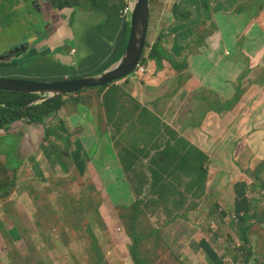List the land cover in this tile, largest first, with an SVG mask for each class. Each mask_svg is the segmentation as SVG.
Segmentation results:
<instances>
[{
  "label": "rangeland",
  "instance_id": "1",
  "mask_svg": "<svg viewBox=\"0 0 264 264\" xmlns=\"http://www.w3.org/2000/svg\"><path fill=\"white\" fill-rule=\"evenodd\" d=\"M125 1L128 6L132 4V0ZM201 1L152 0L146 47L142 57L147 58L146 53L158 39H161V48L168 55L166 56L168 59H161L160 67L149 59L140 61V64L150 71L156 67L161 68L162 65L168 66L175 72V84L179 81L188 82L189 79L192 83L194 79L198 85L191 90L213 92L207 99L208 107L196 106L193 109L189 122L186 123L192 124L194 128H189L192 131L189 129L183 131L189 133L197 129L210 136L209 152L201 153L199 146L189 137L180 135L171 129V126L163 125L166 127L165 136L161 140L163 149L155 152L148 166L152 172L155 159L158 161L157 164H163L169 162L167 157L169 155L183 158L177 161L179 166L185 169L191 168L193 176L206 185L212 178L213 172H221L223 165V172L215 185L217 191L212 193L211 188L207 186L205 193L195 199L196 207H208L210 214L214 216L213 222L204 223L205 230L202 234L209 237L210 244L222 259L227 256L232 258L235 264H259L254 255L251 258L245 257L246 253L242 255V248L238 244L242 242L240 223L248 211L256 213V217L263 218L264 222V143L260 144V140H264V105L256 106L258 99L250 98L247 93L254 85H264V0H227L224 7L221 6L222 0ZM90 6L92 4L88 0L78 11L65 9L64 13L71 21L73 20L71 29L72 35L75 36L74 41L56 46L54 50H57V53L51 54L52 56L45 54L47 51H44L43 55L38 56L34 61H54L55 69L56 62L62 63L73 59L74 62H69L68 68L74 69L77 60L82 58L85 62L93 58L87 37H90L92 30L103 33L104 15L101 7L91 9ZM238 9L243 11L235 14ZM52 11V4L48 0H0V56L5 57V54L11 50H16L15 55L24 53L29 46L47 40L50 26L45 23V14L49 19L47 13ZM225 12L230 16L224 14ZM242 12L251 16V19L254 17L258 22L254 21L250 24L251 19L246 20ZM61 15H64L63 12ZM173 28L187 31L190 36L188 35L183 41L174 33ZM129 30L130 23L128 37ZM102 35L107 40L113 39V36ZM37 36H40V39L34 41ZM210 36L211 40H209ZM174 41H177L182 48L178 54L171 48ZM209 41L216 42L220 50L211 53ZM56 42L62 41L56 39ZM240 44L244 53L240 49ZM39 45L43 46L42 43ZM74 49L78 52H73ZM6 61L0 64V72L6 73L11 69L15 79L55 81L56 76L52 73L40 72L31 67L22 73L21 68L8 66L7 63L11 58ZM251 61L255 63L252 72L246 78L240 79L249 69ZM37 65L34 63L32 67ZM256 65L260 68L257 69ZM102 70L97 67L93 69L95 73L80 74L70 78L93 77V74ZM169 81L161 85L167 83L169 85ZM119 82L121 81L116 83ZM239 84L242 86V93H234L233 90H237ZM176 87L175 85L172 88L175 89L174 95L180 93V88ZM90 89H95L98 94L101 92L99 88H88L84 91ZM148 89L144 96L146 100L152 99V96L147 97V95L154 91L145 88ZM106 91V95H96L94 101L89 100L90 104L82 100L74 105L73 102L66 100L69 98L77 101L75 97L81 93L67 96L65 98L67 107L54 113L53 116L46 117L43 125L31 126L25 121L18 122L9 132L0 131V264H133L130 258L133 240L130 238L128 241L123 233L115 235L113 230L115 231L118 225L117 219L115 218L114 227H111V224L106 225L97 210L100 202L99 193L106 188L110 191V185L123 192L125 182L115 179L119 175L116 168L112 167L114 173H111L109 167L114 165V159H117L109 148L113 145L108 144L106 133L95 132L93 121L98 119L109 122L108 108L113 99L122 115L143 116L145 122L142 124H147L148 129L150 124H157L158 121L151 114L149 107H145L146 113L137 110V97L131 96L128 92L118 94L119 89L115 87L107 88ZM222 91L225 93L221 94ZM97 96L103 100L104 109L93 111L90 105L98 99L101 100ZM119 98L123 104H118ZM79 99L81 100V97ZM181 102L183 100L177 102L174 113L171 112L162 120L171 115L173 121L178 115ZM240 104L242 111L238 113ZM204 111L207 112L203 117ZM116 116L117 113H114L115 118ZM138 119L137 124L140 125ZM63 120L64 123L59 126L58 122ZM34 128H39V131ZM80 128H82L80 134L77 135ZM130 129L131 127H128V130ZM19 130L22 133H17ZM46 130L49 131L45 133ZM42 132L44 138L41 140L38 133ZM59 132L64 135L63 139ZM172 140H175L174 145L171 144ZM240 144L242 150L238 148ZM75 146L85 149L82 151L84 155L90 156L91 166L84 171V167L81 166L79 170L73 156L65 152H58V156H55L58 165L55 164L54 167L58 169L48 166L45 147L54 151L64 149L70 151ZM242 151H248L252 157L261 156L257 157L255 164L250 161L243 163ZM40 153L46 173L43 178L37 179L36 175L40 167L33 163L32 158L35 159ZM211 159L214 162H210ZM103 163L107 166H103ZM226 166L228 168H225ZM242 169L245 175L253 180L249 186L248 200L242 199L244 193L242 180H245L242 177ZM142 174L145 182L139 185L140 188L147 183L144 169ZM155 196L160 204L169 203L161 201L160 195ZM203 196L205 198H202ZM149 197V202L155 204V199ZM147 200L143 198L141 202L148 204ZM246 210V214L243 215ZM121 213L128 219L129 215L132 216L128 209L118 211V215ZM178 213H181V209ZM252 219L253 216L244 221L247 227L253 223ZM143 227L144 224H140V230ZM185 229L183 224L176 228L178 232ZM247 229L250 233L254 232L252 227ZM261 231L264 232V229ZM185 236L187 233L184 232L178 243L184 244ZM144 243L146 242L139 240L137 251L147 264H213L203 254L152 255L146 252Z\"/></svg>",
  "mask_w": 264,
  "mask_h": 264
},
{
  "label": "crops",
  "instance_id": "2",
  "mask_svg": "<svg viewBox=\"0 0 264 264\" xmlns=\"http://www.w3.org/2000/svg\"><path fill=\"white\" fill-rule=\"evenodd\" d=\"M73 1L75 4H77L78 2H84L86 0ZM221 3V6L224 7V5H226L227 3V0H222ZM52 8V13H47V16L49 18L48 22L52 23L51 30L48 33L49 38L40 42L43 44L42 47H40V43L31 45L23 55L11 59L14 61L16 59V64L21 65L30 50L42 53L41 55H43L44 51H47L45 54L52 56L51 54L57 53V50H54L57 48L56 46H61L67 41H74L73 39L75 38V36L72 35L71 29L73 26V20H70L69 16L64 13V10H56L53 5ZM74 9L78 10L79 8L74 7ZM61 12H63L64 15H61ZM224 14L230 16L227 12H225ZM253 22H250V24ZM173 31L177 34L174 28ZM56 39H59L62 42H56ZM34 41L38 40L34 39ZM87 44L91 51L96 48V51L100 52L101 57H104L106 59H112L116 57V55L113 56L112 54L114 52H117L118 49L115 48L113 51H111V49L101 41L98 43L97 39L92 33H90V37H87ZM209 44L211 53L220 50L219 45L216 42L212 43L210 41ZM171 48L176 54L180 53L182 50L177 41L173 42ZM240 49L242 53H244L241 44ZM74 50L78 52V50ZM163 54L168 56L164 51ZM69 62L74 61L73 59L67 62L62 61V64L69 66ZM48 63H54V61L46 60L41 62L40 65H37L36 67H32L31 64V69L38 70L40 72L52 73L53 75H55L53 66L47 65ZM8 66L13 67L12 65ZM254 66L255 63L251 61L249 65V69L251 70V72ZM78 67L88 68L89 60L85 62L82 58L79 61L77 60V66L74 69H78ZM256 67H258L257 69H259L260 66L256 65ZM70 70H73L72 67H70ZM11 72V69L7 71V73L10 75L12 74ZM175 77V72L170 67L162 65L161 68L156 67L152 71L147 70L143 78L140 80L130 79L121 81L114 86L115 88L119 89L118 94L128 92L131 96L137 97L139 104L137 110L141 113H146L145 107H149V109L152 111L151 114H153L158 121L157 124H150V129H148L147 124H142L143 122H145L143 116L122 115V113L118 109L117 104H114V99L112 100L108 108V117L110 119L109 122L107 120L100 121L98 119L93 121L95 132L99 131L106 133L108 136V144L113 145L112 147L109 146V148L113 155L116 156L117 162H115L114 160L115 164L109 167L111 173H114V169L111 170V168H116L119 175L116 176L115 179H120L125 182L123 192L114 185L109 186L110 192L125 194L124 197L120 195L118 199H115V203L119 205L131 204L137 200H140L139 208L141 209L142 217L147 224V230L144 238L149 240L148 248L151 252L156 250L163 255L169 256L177 254L176 250L179 249L178 246L168 245L165 241L167 234L175 232V226L183 223L188 227L189 234H194L193 236L198 240L199 234L201 232L203 233L205 230L204 223L206 221L213 222L214 216L210 214V210H208V207H196L197 201L195 199L198 196L201 197V195L205 193L207 186L211 188L212 193H215L217 191V187H215V185L220 179L221 172H223L222 165L221 172H213L212 178L206 185H204L202 180L193 176L191 168L185 169L179 166V163H177V161H181L183 160V158H178L172 155L167 156L169 157L168 163L157 164L158 161L156 159L153 160V171L151 172V170L149 169L148 163L155 152L163 149L161 140L166 133V127H163V125L171 126V129L177 131L178 133H180V135L189 137L194 143L197 144V146H199L198 148L201 153L208 154L209 152L208 145L210 144V136L197 129L196 131H193L194 133H185L183 131L185 129L194 128L192 127V124H186L189 122L190 115L192 114L193 109L196 106L208 107L209 102H207V99L212 95L213 92L191 90L198 85L194 79L192 80V83H190L191 79H189L188 82L179 81L177 82V84H175ZM167 80H170L169 85L168 83L161 85ZM175 85L180 88V93L178 95L173 94V91H175V89L172 88ZM137 86L138 88H136ZM146 87L154 90L149 95H147V97L152 96V99L150 100H146L144 97L146 92L149 91V89L145 90ZM106 90L107 88L101 93L102 96L106 95ZM233 92L242 93L241 84L239 85V88L237 90H233ZM223 93H225V91L221 92V94ZM247 93L249 94L250 98H254L255 100L258 99V103L256 104V106L264 105V87H258L254 85L253 88L250 89ZM88 95H90L89 100L92 102L96 99L97 93H95L94 91H88V93H85L83 96ZM182 100L183 102H181L182 105L178 111V115L175 116L173 121H171V115L162 120L166 115L173 112L177 108V102ZM100 101L101 105H99ZM117 102L118 104H123L120 98L117 100ZM90 107L93 109V111H98L99 108L104 109L103 100H96L93 104L90 105ZM240 108H242V104H240L238 107V113L242 111ZM182 111L183 114L181 115ZM206 112L207 111H204L203 117L205 116ZM114 113H117L116 118L114 117ZM123 116L126 118H124ZM138 117L141 118L138 119ZM137 119L140 120V125L137 124ZM33 125L34 124H31V126ZM128 127H131V129L128 130ZM135 127L137 129H135ZM34 129L36 131H39V128ZM255 133L257 132L255 131ZM79 134L80 132H78V135ZM38 135L41 140L44 138V132H42L41 134L38 133ZM128 140L131 141L129 142ZM261 143H264L263 139L260 140V144ZM171 144L174 145L175 140H172ZM116 145H120V147H116ZM238 148L242 150V144H240ZM73 149L78 152L79 150H82L84 148L81 146H75ZM179 154H181V152ZM85 156L87 158V162L83 167L86 169L88 166H91V159L90 157H87V155ZM260 156L261 155H255L254 157H252L249 155L248 151H242V162L244 163L250 161L252 164H255V162L257 161V157L260 158ZM210 162L214 161H212L211 159ZM103 166L107 165L103 163ZM225 168L228 167L226 166ZM143 169L147 174V183L143 188H140L139 185L141 186V184L145 182V178L142 174ZM242 177L245 179L242 180V188L244 189L242 199L248 200L250 196L249 186L251 182H253V180L245 175L244 169H242ZM155 195H160L161 201H167L169 203L160 204L157 196ZM149 196H152L153 199H155V204L149 202ZM143 198L148 199V204L147 202H141V199ZM202 198H205V196H203ZM108 207L109 204L107 201L102 203L100 207L101 212L104 216L105 210ZM180 209L181 213L179 214L178 211ZM245 216L246 219H251V217L253 216L254 223L251 224L250 227L252 226L254 232L251 234L250 239L254 242L255 245V257L257 258L259 264H263L264 232L261 231L264 229V222L262 221L263 218H257L256 213H253L251 211ZM246 225L247 223L245 225H242V230L246 228ZM255 225L257 227H255ZM157 235L162 236V238L157 237ZM184 251L188 252L189 254L197 252V255L201 253L200 251H197V244L193 242L186 245Z\"/></svg>",
  "mask_w": 264,
  "mask_h": 264
},
{
  "label": "clouds",
  "instance_id": "3",
  "mask_svg": "<svg viewBox=\"0 0 264 264\" xmlns=\"http://www.w3.org/2000/svg\"><path fill=\"white\" fill-rule=\"evenodd\" d=\"M49 1V0H48ZM87 1V0H86ZM86 1H85V4H86ZM51 2V1H50ZM135 3H136V0H132V4L130 5V6H128L127 5V3H126V1L124 0V6H123V8L120 10V18L121 19H124V20H129V23H130V17H131V14H132V12H133V10H134V7H135ZM151 0H150V9H151ZM53 5V4H52ZM91 7V9H93V7L92 6H90ZM55 8V7H54ZM81 8V7H80ZM79 8V9H80ZM66 9H68V8H66ZM70 9H74V8H70ZM78 9V10H79ZM57 10V9H56ZM65 10V9H64ZM75 10V9H74ZM78 10H75V11H78ZM150 11V10H149ZM104 20V19H103ZM148 21H149V14H148ZM47 24L50 26V30H51V27H52V23L51 22H47ZM148 28H149V24L147 25V31H146V33L148 32ZM92 32V31H91ZM177 36H178V34H177ZM179 37V36H178ZM34 39H37V40H39L40 39V36H37V37H35ZM212 38H211V36L209 37V40H211ZM145 40H146V37H145ZM101 42L103 43V44H105V45H107L110 49H111V51H113L115 48H117L118 50H120L122 47L119 45V43L117 42V40L116 39H112V40H107V39H103V40H101ZM162 42H161V40L159 41V39L157 40V42L155 43V45H157L159 48H160V44H161ZM209 43H210V41H209ZM242 45V44H241ZM240 46V45H239ZM143 50H144V48H143ZM160 50H161V48H160ZM13 51V54L11 55V53H6L5 54V57H1L0 56V63H4V62H7L6 60L7 59H13V58H17V57H20L21 55H23L24 53H18V54H14V52L16 51V50H12ZM124 51H125V49L124 48H122V51L116 56V57H114V58H112V59H106V58H104V57H101L100 55H98V57L101 59V61L103 62H108V61H110L109 62V64H111L109 67H107L105 70H103V71H101V72H98V73H96V74H93L94 76H98V75H100V74H102L103 72H105L106 70H108L111 66H113V65H115L116 63H120L121 62V60L123 59V57H124ZM72 52V51H71ZM73 52H76L75 50H73ZM143 52V51H142ZM161 52H162V54H163V51L161 50ZM92 53H93V55H94V57L95 56H97V53H100L99 51H96V48L94 49V50H92ZM15 55V56H14ZM142 55V54H141ZM164 55V54H163ZM165 57H166V55H164ZM140 58H141V56H140ZM140 58H139V60H138V63H137V65L135 66V68L130 72V74H128V75H126V76H124V77H122V78H120V79H117V80H114V81H112L111 83H109V84H107L106 86H108V85H110V84H112L113 83V85H111L109 88H111V87H114L117 83L116 82H118V81H126V80H130V79H136V80H140V79H142L143 78V76L145 75V73H146V71H147V69H145L144 68V66L142 65V64H140ZM147 58H143L142 57V61H145ZM14 60H11L10 62H8L7 64H9V63H11V62H13ZM151 61H153V60H151ZM15 63H16V59H15V61H14ZM27 61H23V63H26ZM22 63V64H23ZM57 64H61V65H63L62 63H60V62H56ZM156 63V62H155ZM13 66V65H12ZM63 66H66V65H63ZM68 67V66H67ZM98 66L96 65V64H94V63H92L90 60H89V69H90V72L91 73H95V72H93V69L94 68H97ZM260 68V67H259ZM248 74H247V76L251 73V70L250 69H248ZM246 72V73H247ZM245 74V73H244ZM93 76V77H94ZM71 77V76H70ZM70 77H65V79H71ZM0 78H3V77H1V72H0ZM244 78H246V77H244ZM9 79H13V78H9ZM65 79H62V80H65ZM74 79H79V78H74ZM240 79H242V76H241V78ZM21 80H23V79H21ZM62 80H55V81H53V82H56V81H62ZM240 85V84H239ZM239 85H237V88H239ZM257 86V85H256ZM102 87H104V86H102ZM258 87H264V85L263 86H258ZM88 88H98V87H87V88H83L82 90H80V91H78L77 93H81V94H78V96H83L85 93H88V91H96L95 89H90V90H88V91H84L85 89H88ZM234 88V87H233ZM98 90H100V89H98ZM101 91V90H100ZM104 91V90H103ZM103 91H101V93L103 92ZM74 94H76V93H74ZM71 95H73V94H71ZM69 96V95H68ZM39 97V96H38ZM61 97V96H60ZM67 96H64L63 98H66ZM99 96H97V98H98ZM55 98V97H54ZM100 98V97H99ZM39 99V98H38ZM48 99H52V98H48ZM99 100V99H98ZM44 102V101H43ZM43 102H41V103H43ZM41 103H39V104H41ZM54 114V113H53ZM53 114L52 115H50V116H53ZM19 123L20 122H23V121H18ZM18 122H16V123H14V124H11V125H15V124H17ZM26 123V122H25ZM59 123V126L62 124V123H64V120L63 121H59L58 122ZM28 124H30V123H28ZM31 125V124H30ZM36 125H43V124H40V123H38V124H36ZM5 129V128H4ZM82 128H80V129H78V132L81 130ZM47 131L48 130H46V132L45 133H47ZM78 132H77V135H78ZM17 133H22L20 130L19 131H17ZM60 133V132H59ZM61 135H62V137H61V139H63L64 138V135L62 134V133H60ZM22 135V134H21ZM66 146H68V145H66ZM85 150V149H84ZM44 151H45V153H46V155H45V158H46V160H47V164H48V166L49 167H51L52 169H58V167L56 168V167H54V165L56 164V165H58V162H57V160L55 159V156H58V152H62V153H68L65 149L64 150H60V151H54V150H51V149H49L48 147H45V149H44ZM73 153L71 154L72 156H73V159L75 160V163L77 164V166H78V168H79V170H81V166H85L86 165V162H87V158H86V156L84 155V151H82V150H79L78 152L77 151H75L74 149L73 150H71ZM52 154H54V156H52ZM39 157V158H38ZM38 157H36L35 159H33L32 158V161H33V163L37 166V167H40V169L38 168V173H37V175H36V177H37V179H39V178H43V175H45V164L43 163V161H42V153H40V155L38 156ZM87 157H90L89 155H87ZM58 158V157H57ZM77 160H78V162H77ZM115 162H117V161H115ZM65 164V162L64 163H62V167H63V165ZM85 170V168L83 169V171ZM108 188H106V189H104L103 190V192H101V193H99V196H100V202H99V204H98V206H97V210H99V213H100V217H101V219L103 220V222L106 224V225H109V224H111V227H114V225H115V218L117 219V221H118V225H117V227H116V230L114 231L113 229V233H115V235H117L118 233H123L127 238H128V241H129V239L131 238V240H134V239H136V241H137V245H136V247H135V252H136V255H137V257L138 258H140V259H142L143 261H144V264H147V262H146V260L141 256V254L137 251V247H138V245H139V240H143L144 242H146V243H144V244H146V252H150L152 255H155L156 253H158V254H160V255H162V256H169V255H163V254H161V253H159L158 251H153V252H151L150 251V249L148 248V244H149V240L148 239H145L144 238V236H145V233H146V230H147V224L145 223V221H144V219H143V217H142V214H141V209L139 208V203H140V200H137V201H135V202H133V203H131V204H117V203H115V199H118L119 197H120V195L121 196H123L124 197V195L125 194H117V193H112V192H110L109 190H107ZM112 194V195H111ZM105 201H107L108 202V204H109V207L105 210V216L102 214V212H101V209H100V207H101V205H102V203H104ZM129 210V212H131L132 213V216L130 217V215H129V219H128V217H126V216H124V212L123 213H121V215H118V211H120V210H123V211H126V210ZM246 212H247V210L243 213V215H245L246 214ZM250 211H248L247 212V214L249 213ZM221 215H223V214H221ZM243 215H242V218H243ZM245 220H247L246 219V216H244V218L242 219V222L240 223V227H241V229H242V225H245ZM126 221V222H125ZM251 221H253V223H254V220L252 219ZM263 221V220H262ZM211 222V221H210ZM144 224V227H143V229L142 230H140V228H139V226H140V224ZM252 223V224H253ZM183 224V223H182ZM179 225H181V224H179ZM179 225H177V226H179ZM184 225V224H183ZM177 226H175L174 227V230H175V232L174 233H170V234H167L166 235V244H168V245H176V246H178L179 247V249H177L176 250V252H177V254H175V255H170V256H177V255H182V256H184V255H197V252H195V253H191V254H189L188 252H185L184 251V248H185V246L186 245H188V244H190L191 242H193V243H195V244H197V251H200L201 253L200 254H203L204 255V257L205 256H207V258L209 257V255H208V253H207V251H206V247H205V245H204V243L209 247V244H210V240H209V237L207 236V235H205V234H202V232L200 233V234H202V236H200V234H199V239L197 240V239H195V237L193 236L194 234H189V232H188V227L185 225V227H186V229H185V231H182V232H178L177 230H176V228H177ZM252 227V226H251ZM250 226L249 227H247V225H246V228H244L243 230H242V242H240L239 244H238V246L240 247V248H242V250H241V252H242V255L244 254V253H246L245 254V257H248V258H251L252 257V255H254L255 256V245H254V242L250 239L251 238V234L252 233H250L249 231H248V229L247 228H251ZM187 233V236H185V238H184V240L186 241L184 244H180V243H178V240L183 236V233ZM249 234V236H247ZM157 237H161L162 238V236H160V235H157ZM249 237V238H248ZM210 246L212 247V245L210 244ZM243 246V247H242ZM201 248H202V250H201ZM213 248V247H212ZM253 248V249H252ZM214 249V248H213ZM215 250V249H214ZM217 253H218V251L217 250H215ZM253 251H254V254H253ZM184 253V254H183ZM199 254V255H200ZM219 254V253H218ZM131 260H132V262H133V264H135L134 263V260H133V256H132V253H131ZM223 262H224V264H235V261L232 259V258H229V257H224L223 259ZM209 261V260H208Z\"/></svg>",
  "mask_w": 264,
  "mask_h": 264
},
{
  "label": "trees",
  "instance_id": "4",
  "mask_svg": "<svg viewBox=\"0 0 264 264\" xmlns=\"http://www.w3.org/2000/svg\"><path fill=\"white\" fill-rule=\"evenodd\" d=\"M57 10H64L66 8H80L85 5L84 2H78L77 4L74 3L73 0H49ZM88 1V0H87ZM92 4L93 8L101 7L102 14L104 15V20L102 21V34L113 36L114 39L117 40L119 45L125 49L127 38H128V24L129 20H124L120 18V10L124 6V0H89ZM205 1V0H202ZM201 1V2H202ZM152 2V0H151ZM197 2V1H196ZM197 4H199L197 2ZM245 6V5H241ZM246 7V6H245ZM239 10L235 14H239ZM256 15L255 13H253ZM242 16H244L247 19H251V16H247L242 12ZM255 20L254 17L250 20V22H253ZM175 31L177 32L178 36L181 38V40L185 41L188 38V35L190 36L189 32L183 31L182 29L175 28ZM92 34L97 39L98 43L105 39L102 34L93 31ZM161 39H159L160 41ZM98 45V44H97ZM96 45V47H97ZM146 47V41L144 44V48ZM118 50L117 52H114L112 55L117 56L121 51ZM145 50V49H144ZM42 53H38L37 51L30 50L28 52V55L24 59V61L29 60V62L23 63V64H16L14 61L9 63L8 65H13L14 68H21L23 71L22 73H25L26 69L31 67V64L37 63L40 65L41 62H35V58L40 56ZM147 59L146 60H153L156 62L157 66L160 67L161 59H168L165 57L160 48L157 45H153L151 47V50L146 53ZM100 53H97V56L89 59L92 63L96 64L100 69L105 70L107 67H109L111 64L108 62H102L101 59L98 57ZM143 55V52H142ZM142 55L140 60L142 61ZM3 64V63H0ZM54 63H48L47 65H52ZM54 74L56 77L55 80H62L65 79V77L75 76L77 77L80 74H86L91 73L89 67L88 68H82L78 67V69L70 70L67 66H63L61 64H55ZM102 70V71H103ZM248 74L245 73L242 75V79L246 77ZM15 74H8L7 72L1 73V77L3 78H13ZM58 76V77H57ZM15 79V78H13ZM112 84L106 86V87H98L101 91L105 90L106 88L110 87ZM80 93V92H79ZM95 93H97L95 91ZM97 95H101V92ZM81 97V100L79 99ZM39 97L34 94H22V93H15V92H8V91H0V130L7 128L11 124H14L18 121H23L30 124H45L46 117H50L53 113L58 112L62 108L67 107L65 98L63 97H55L52 99H46L41 104H34V102ZM77 101H73V99H66L68 102H73L72 104L76 105L79 104L82 100L87 101V103L90 104L89 97L86 96H77L75 97ZM9 104L10 106H7ZM139 106V104L136 105V108ZM103 121V120H101ZM50 130V129H49ZM48 130V131H49ZM68 153L72 154L73 152L67 151ZM117 161V159H114ZM78 162V160H77ZM137 245L136 239L133 240V251L132 256L135 264H144V261L137 257L135 252V247ZM206 247V251L209 255L208 260L213 264H224L222 258L220 255L210 246L209 247L204 243Z\"/></svg>",
  "mask_w": 264,
  "mask_h": 264
},
{
  "label": "water",
  "instance_id": "5",
  "mask_svg": "<svg viewBox=\"0 0 264 264\" xmlns=\"http://www.w3.org/2000/svg\"><path fill=\"white\" fill-rule=\"evenodd\" d=\"M150 0H136L130 17V30L124 57L102 74L94 77L65 79L56 82H38L31 80L0 78V91L39 96L34 104H39L48 98L64 97L87 87H102L114 80L120 79L135 68L142 54L148 25ZM9 53L13 54L11 50ZM7 106H10L7 104Z\"/></svg>",
  "mask_w": 264,
  "mask_h": 264
},
{
  "label": "flooded vegetation",
  "instance_id": "6",
  "mask_svg": "<svg viewBox=\"0 0 264 264\" xmlns=\"http://www.w3.org/2000/svg\"><path fill=\"white\" fill-rule=\"evenodd\" d=\"M47 22H48V19H47V17H46V14H45V23L47 24ZM48 25V24H47ZM46 25V26H47ZM49 31V30H48ZM27 62H29V60H26ZM16 125V124H15ZM15 125H10V126H8L7 128H5V129H1V130H4V131H7V132H9ZM0 130V131H1Z\"/></svg>",
  "mask_w": 264,
  "mask_h": 264
}]
</instances>
